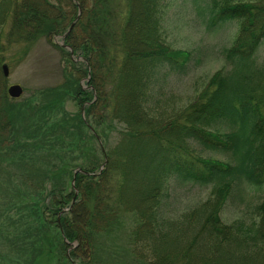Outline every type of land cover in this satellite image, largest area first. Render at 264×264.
<instances>
[{
	"label": "trees",
	"instance_id": "1",
	"mask_svg": "<svg viewBox=\"0 0 264 264\" xmlns=\"http://www.w3.org/2000/svg\"><path fill=\"white\" fill-rule=\"evenodd\" d=\"M171 1L0 0V46L11 19L10 42L64 36L82 59L60 48L76 69L77 124L68 131L61 119L65 135L49 136L40 179L16 189L14 232H0L9 246L12 238L3 264H103L101 240L125 215L134 218L127 246L136 264H264V202L249 218H222L229 202L264 194V0H213L197 10L208 34L232 23L238 33L198 98L165 117L172 99L163 85L188 75L195 58L167 45ZM4 82L0 64V89ZM5 96L0 90V102ZM0 113L2 125L29 136L25 115ZM90 127L96 134L86 137ZM37 128L51 133L55 123L47 115ZM188 185L210 190L208 198L171 217L172 190Z\"/></svg>",
	"mask_w": 264,
	"mask_h": 264
},
{
	"label": "rangeland",
	"instance_id": "2",
	"mask_svg": "<svg viewBox=\"0 0 264 264\" xmlns=\"http://www.w3.org/2000/svg\"><path fill=\"white\" fill-rule=\"evenodd\" d=\"M212 1L198 0L197 5H195V0L171 1V7L165 20L167 45L173 50L191 52L195 58L192 63L193 70L188 75L172 76L168 84L163 85L165 90L169 91L166 101L168 102V98L172 99L170 104H165V117L173 114L171 109L185 107L198 98L211 78L223 69L222 51L232 46L238 33L237 23L226 26L217 34L206 32V28L202 24L203 18H200L197 10H207ZM11 30V19H8V24L1 37L3 46L0 48L4 52V57L0 64L2 73L3 66H8L9 77H4L3 89H0L7 95L0 102V110H9L10 118L18 117L21 112L25 115V124L31 125L27 129L29 132V136H27L22 130L19 132V128L14 130L17 124L9 125L7 119L2 125L3 118L0 113V213L3 212L4 218L0 225L5 223V218L8 219L6 225L0 228V232L3 227H6L9 229V233L13 234L12 224L17 222L19 215L18 206L13 205L19 201L16 189L22 187L25 191L27 188L26 185H23L25 180L29 183L32 179L34 181L40 179L39 170L42 165L47 163L40 159L46 153L45 148L49 146V136L65 135L64 131L59 129L61 119H63V129L68 131H72L77 124L80 109L71 91L73 90L71 79L76 75V69H73L60 48L65 49V52H71L72 61L79 63L82 62V59L73 56V51L69 47H62L63 42L65 45L64 36H55L50 41L43 36L35 41L30 40L25 44H18L7 39ZM198 50L204 52H202V56L197 55ZM259 60H264V47L260 51ZM85 82L86 79L81 81L84 88H86ZM12 85L22 86L24 93L21 98L12 99L8 95V89ZM47 115L51 119V124L54 121L55 131L50 133L49 130L42 128L38 135L37 126L43 127ZM34 116L39 121L41 119V122L34 123ZM82 117H84V113ZM122 128L123 126L118 127L119 130ZM89 129L93 131L91 127ZM94 131H87V134L84 135L89 137L92 133L96 134ZM114 134L117 136V133ZM101 144V142H95L96 147ZM215 158L224 159L220 156ZM32 163L33 165H31ZM209 192L208 189L190 185L175 188L174 191L172 190L169 202V215L177 218L190 212L208 198ZM5 196L8 202L3 201ZM262 202H264V194H257L253 201L244 204L231 201L223 211V221L231 224L239 218H249L252 214V207ZM7 213L8 215L5 217L4 215ZM133 223L132 216H123L115 231L101 240L103 264H136L127 246ZM9 240L12 246V238L10 237ZM9 244L8 241L1 238L0 233V264H3V258L10 257L12 254V247Z\"/></svg>",
	"mask_w": 264,
	"mask_h": 264
},
{
	"label": "water",
	"instance_id": "3",
	"mask_svg": "<svg viewBox=\"0 0 264 264\" xmlns=\"http://www.w3.org/2000/svg\"><path fill=\"white\" fill-rule=\"evenodd\" d=\"M73 27V26H72ZM71 27V28H72ZM3 73H4V77L8 78L9 77V68L7 65L3 66ZM24 93V90L22 88V86L20 85H12L9 89H8V95L12 98V99H19L22 97Z\"/></svg>",
	"mask_w": 264,
	"mask_h": 264
}]
</instances>
